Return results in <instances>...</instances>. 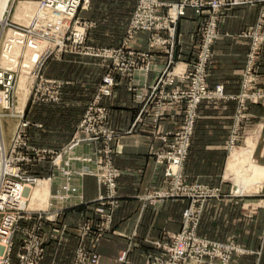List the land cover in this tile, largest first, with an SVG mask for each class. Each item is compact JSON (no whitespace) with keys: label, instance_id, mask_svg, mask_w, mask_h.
<instances>
[{"label":"crops","instance_id":"0c3cea01","mask_svg":"<svg viewBox=\"0 0 264 264\" xmlns=\"http://www.w3.org/2000/svg\"><path fill=\"white\" fill-rule=\"evenodd\" d=\"M112 1L105 0L103 4H98V0H94L90 9L80 12V16L98 22L88 29L87 43L93 44V47H118L126 36L136 0H128V11H122V14H126V20L121 24H118L117 18L124 7L121 5L123 0H117V3ZM163 1L176 3L180 0ZM262 1L227 8L221 14L217 25L218 36L213 45V60L208 70V85L215 87L222 84L227 96H238L243 90L245 54L251 40L242 32L258 23L264 8ZM54 12L48 14L54 18L52 22H57L60 16L64 17ZM205 12L198 15L188 8L186 16L178 23L175 46L177 72L192 69L195 65L207 17ZM147 36V32H138L134 39L129 40L127 47L147 51L148 63L157 67L166 65L169 61L166 49H150ZM103 61L105 59L100 57L81 54H65L62 58L52 57L47 61L48 75L57 76L69 84L61 93V102L48 104L45 116L48 114L51 118H39L42 127H71L75 134L87 102L95 95L106 74ZM258 68L257 81L264 86L262 56ZM156 77L157 72L153 70L145 78L141 77L144 84L141 87V102L135 99L132 76H118V84L112 94L102 101L109 111V126L119 133L118 139L112 143L115 152L111 158L114 166L122 171L117 180L120 207L113 215L112 229L105 236L90 233L84 240L88 247L100 253L102 264H142L148 255L159 254L161 251L153 242L171 240L170 236L182 228L184 210L191 205L198 207L187 198L160 197L163 199L155 203L140 199L148 191L167 186L165 165L156 158V153L165 147L160 135L180 128L185 109L182 100L161 101L160 105L145 103V94H149ZM184 84L183 80L177 78L168 90L181 89ZM239 105L235 99L204 100L200 103L189 153L182 168V173L188 175L189 180H200L228 191L229 185L224 182L228 174L231 139L235 137L232 134L235 126L233 117L236 111H240ZM250 110L253 119L249 121L252 123L244 120L242 124H245L240 125L242 131L256 128L259 118L264 116L262 105H251ZM158 112L160 115L155 118ZM71 117V124H68ZM36 130L39 129L30 128L31 133ZM47 166L42 175H51L49 163ZM52 186L54 192L56 186ZM104 191L96 177L86 176L83 182L84 203L61 213L55 222L45 221L46 255L43 264H72L80 241L77 235L79 226L91 219L95 221L94 200ZM261 195L228 194L221 199L207 200L197 233L209 239L234 241L242 247L245 253L237 254L234 264H264V207L261 203L264 199L260 198ZM31 222L22 221L21 224L25 226ZM123 251H128L125 262L119 261Z\"/></svg>","mask_w":264,"mask_h":264},{"label":"built area","instance_id":"2783aa9c","mask_svg":"<svg viewBox=\"0 0 264 264\" xmlns=\"http://www.w3.org/2000/svg\"><path fill=\"white\" fill-rule=\"evenodd\" d=\"M17 1L19 0H10L6 7V26H3V22H0L1 37L4 29L9 27L15 33L25 34L26 39L31 36L34 39H37L36 36H45L47 39H53L55 36L52 33L43 31L38 25L39 18L44 20L48 17L50 11H55L64 15L69 21L76 17L78 19L77 13L83 3L88 2V0H37L40 11L32 23L26 26L10 19L13 7ZM146 1H140L139 11L143 6V2ZM235 1L240 3L245 0ZM224 5H227L226 0H182L171 5L170 10L173 15L170 16L174 18L173 21L175 22L178 15L184 14L185 9L189 6L196 7L197 11H199L206 6L216 10ZM139 11L136 12V16H139ZM137 23V19L132 20L128 29L130 34L134 31ZM142 27L145 29L151 28ZM214 28L215 24L212 22L206 28L204 52L199 62H197L195 71H193L192 83L188 90L165 92V85L172 84L174 76L172 72L163 67V70L157 72V79L151 86L149 94H145L147 97L146 103L155 100V97L158 96L157 103L159 105L162 100H167V98H188L186 115L181 130L175 131L173 134L163 133L160 135L165 147L156 153V158L159 163L166 164L165 174L169 180H173L171 188H167L157 194L160 197L175 196L183 189L181 185L182 168L189 153L200 102L204 99L225 96L223 85L210 88L204 74L210 44L215 37ZM85 37V27L77 25L73 26L69 35L62 37V40L57 42L61 44V48L70 44L74 45L75 48H92L84 45ZM157 40L160 41V38ZM30 45L32 44L30 43ZM44 51H41L34 59L33 72H35L37 65L42 64V62L44 64ZM106 52H108L112 61L111 69L103 77V82L100 84L95 99L86 108L79 127L68 144L55 151L49 148H39L31 144L29 142L30 128L32 126L41 127L42 124L33 123L25 116L24 111L16 115L17 117L19 116V121L15 134L8 145L5 143L0 130V264H41V258L45 253L43 240L36 227H22L21 222L31 221L33 214L42 215L43 213H46L45 219L55 221L69 207L83 204L85 201L83 182L86 175L95 176L98 183L105 187L106 192L101 193L95 199L96 213L106 216L109 223L112 222L113 208L119 204L116 191L117 180L122 174V171L114 166L111 158L112 153L115 152L112 143L118 138L119 133L109 126V111L101 101L103 97L112 94L113 88L118 84V76L127 75V71H130L129 74L133 73L137 76L136 97L137 100L142 101L143 93L140 87L144 84H142L141 77L145 78L152 67L148 65L139 66V60L129 51L124 54L122 49L110 48ZM120 55L126 62L122 61ZM134 71H137V73H134ZM17 73V68L0 69V119L2 116L11 115L8 110L14 102ZM58 96H52L50 100L57 101ZM158 115H160L159 112L156 114V118ZM235 139V137H232L231 146L235 145ZM37 162L42 165L49 163L51 175L47 176L35 172L32 167ZM45 178L56 186V190L50 197L49 206L46 210L29 209L25 198L27 189L37 185L39 181ZM194 188L196 186L190 188L187 193H182L190 197L191 203L197 204L198 207L191 205L184 210V227L175 235L173 243L168 246V257L165 259L155 257L146 261L145 264H189L190 261H193L194 264H212V258L207 257L208 260H203V257L212 255L213 250L222 252V249H230V246H232L216 244L197 234L200 218L199 209L202 206L199 207L201 203L197 201L198 196ZM170 191L173 193H170ZM19 229L24 231L25 236L21 249L15 253L14 239ZM100 257L99 254L90 251L81 242L76 250L75 264H101L99 262ZM223 259V262H225L227 258Z\"/></svg>","mask_w":264,"mask_h":264},{"label":"rangeland","instance_id":"374dc122","mask_svg":"<svg viewBox=\"0 0 264 264\" xmlns=\"http://www.w3.org/2000/svg\"><path fill=\"white\" fill-rule=\"evenodd\" d=\"M140 1H142V0H136V2H135V7L133 10L132 16L130 18V21L128 23L127 33H126V36H125L122 44L119 45L118 47H114V48L122 49L124 54L126 53V51L132 52L134 54V57L139 60V66H142V67H144L146 65L151 66L152 67L151 70L156 71V72H159V71L163 70L164 68L169 70L170 72H172L173 76H174V82L172 84L165 85V92H168V93L173 92V91L182 92V91H186L190 88L191 83H192L193 74H194L193 71H195V67L197 65V62H199V59H201L202 54L204 52L205 31H206V28L209 26V24L212 22L213 24H215V28H214L215 29L214 30L215 37L213 38V41L210 44V48L208 51V58L206 61V66H205V71H204L205 79L208 83V76H209L208 70H209V65L212 63V60H213V55H214L213 54V45H214V43L217 39V36H218L217 25L220 21L222 12L227 8H231V7H235V6H242V5H252L256 2V0H254V1L253 0H245V1H242L240 3H236L235 0H226L227 5H224V6L218 8L216 10H213L209 6H206L204 8H201L199 11H197L196 7L189 6L185 9V13L182 15H178L177 20L174 22L173 21L174 18H171V16H170V15H173L172 11L170 10L171 5L174 4L173 2L168 3L167 1H163V0H147L146 2H143V6H142L141 10L139 11ZM180 1H182V0H180ZM104 2H105V0H98V4H100V3L103 4ZM112 2L117 3L118 1L113 0ZM93 3H94V0H88V2L83 3V6L81 7L79 12L77 13L78 19L76 17L71 21L67 20L65 17L60 16V14H58L60 17H59V19H57L58 20L57 22H52V20H54V18H50V16H48L44 20L39 18V20H38L39 24L38 25L43 29V31L52 33L56 38L53 37V39H49V38L45 39V36H36L35 35L39 40H41L43 38H44V40H47L48 44L46 43L47 46H46V44L39 46V50H46V51H44V54H45L44 64L42 62V64H39V66L37 65L36 71L33 72L34 77L32 80L29 81L30 82V92H29L28 97H27L26 106L23 110L25 112V116L28 119H30L33 123L42 124L41 121H39V118L44 120L46 117H48V114H47V116H45V112L48 111V109H47L48 104L56 103L58 101L61 102L60 101V99H61L60 93H62L64 87L69 84L68 81L60 79L57 76L48 75V72H49L48 69L49 68L48 67L46 68V64L50 58H52V57L62 58L65 54H71V55L81 54V55H86L89 57H100V58L105 59V61H103V70H104V68L105 69L107 68L106 73H108L110 71L112 61H111V58L109 57L108 52H106V50L110 49V47L96 48V47H93L94 46L93 44L90 45V43H87V37H88L87 34H89L88 29L90 30L91 28H93L94 27L93 25H95V23L98 24V22L94 21V19H92V18H88L87 16H85V18H84L83 14H82L83 16H80V12L83 10L86 11V10L90 9L92 7ZM121 5H124V7L120 11L119 16L117 18L118 22H119L118 24H121L122 22H125V20H126V14H122V11H124V13H125V11H128L126 8L129 7V1L123 0ZM98 6H100V5H98ZM188 8L193 9V11L198 15H202L205 11H207V12H205V13H207V17H206L204 24H203L202 42H201L200 47H199V52L196 56L194 67L192 69L187 68V69H184L182 71L177 72L175 70V67H176V64H175L176 63V59H175L176 48H175V46H176L177 26H178L180 19L182 17L186 16V12H187ZM137 11L140 12L139 16H136ZM54 13H56V12H54ZM99 17H101L100 14H99ZM136 19H137L138 23L136 24V27L134 28V31L132 32V34H130L129 30H128L129 25L131 24L132 20H136ZM28 20H29V18H28ZM77 25L85 27V36L86 37H85L84 45L85 46H91L92 48H88V47L75 48L74 45H71V44L69 46H63L61 48V44L57 41L62 40V37H66L67 35H69L70 32L72 31L73 26L75 27ZM142 26L151 27V28L145 29ZM173 28H174V30H172ZM140 31H144V32L148 33L147 39H148V45H149L150 49H164V50L166 49V52L168 53V58H169V61L166 65L157 67L156 64L148 63L146 61V56L148 54L147 51H139L136 49H129L127 47V45H129V42L131 41V39H134L136 37V34ZM95 34H98V33H95ZM242 34H243V36H246V37L250 38V40H251L250 47L248 48L247 53L245 54L246 55V63H245L246 69H245L244 74H243V80H242V86H241V89H243V90H241L242 92L240 91L241 93L238 96H227L225 94V96L221 97V98L214 97L211 99H204V100L235 99L239 102V104H240L239 106H241L240 111L239 110L236 111L234 113V117H233V122L235 123V126L233 128L232 134H233V136H235L236 139L234 140L235 145L230 146V157H229L230 166H229V170H227L228 174L225 175L226 181L224 182L225 184L229 185V188L227 187L228 191H224L223 188H221L220 186L211 185L209 183H205V182H202L200 180H189L188 175L182 173L181 185H182L183 189L181 190V192L177 193L179 195L176 194L175 196L163 197L165 199L187 198V199H190V201H191V198L186 196V194L182 193V192L187 193L190 188H193L196 186V188H194V189L196 190V194L198 196L197 201L199 203H201V204H199V207L202 206V208L199 209L200 210L199 211L200 212L199 213L200 218H199V224L197 226V230H198V227L200 225V221H201V217L203 214L205 202L209 199H221V198L226 197L228 194L247 195V194H253V193L262 194L260 198L264 199V172L259 174L260 176L256 177V179H255L256 181H260V183H257L255 185H251L250 187H247V189L244 191V193H239L238 191H236V188H235L236 187L235 181L237 184H238V181H237V173L234 171H240L241 167L243 168L244 165L237 166V168H236V164H235V167L233 170V165L230 162V161H232L231 157H232V155L236 149L246 148L248 150H252V152L248 155V161L252 164H256V165L262 166L264 168V116L259 118L260 121H258L256 128H254L251 131L249 130L250 132L249 131H242V129L240 127V125L242 124V122L244 120L247 119L246 121L248 122L249 120L253 119V113L250 110L251 105H262V107H264V86L259 85V82L257 81V74H258L257 72L259 69L258 67H259L260 59H261V56L264 57V49H263V46H264V8H263V12H262L261 16L259 17L258 23L256 25L248 26L246 28V30L244 32H242ZM158 38H160V41L157 40ZM0 39H1V31H0ZM162 40H163V42H161ZM0 42H1V40H0ZM111 48H113V47H111ZM95 52H97L99 54L97 55ZM34 53L36 54L37 52H34ZM120 58L122 59L123 62H126V60L122 57V55H120ZM20 66H21V62L17 68V71H18L17 81L20 79V76H21ZM166 67H168V68H166ZM57 69H58V67H57ZM129 73H130V71H127V75H124V76H132L133 80L135 81L137 76L134 75L133 73H131V74H129ZM134 73H137V71H134ZM177 78H180L181 80L184 81V83H185L184 87H182L181 89L168 90V87L172 86L175 83ZM156 79H157V77H156ZM137 80L133 83L135 85L134 88L137 87V82H138ZM24 81H25V79L23 81L19 80V82H21V84H22L21 87L23 86ZM102 82L103 81H101V83ZM219 85H222V84H219ZM143 86L144 85H142L141 87H143ZM99 87H100V85H99ZM99 87L97 88V92L95 93V95H93V97L87 102L86 108L95 99V96L98 93ZM215 87H210V88H215ZM17 90L18 89L15 90L14 102L16 101L17 97L20 96V94H19L20 91L18 90V92H17ZM17 94H18V96H17ZM52 96H58L57 101L50 100V99H52ZM105 97H107V96H105ZM105 97H103V98H105ZM158 98L159 97L156 96L155 100H153L151 102H155L158 105V103H157ZM135 99L137 100V97H135ZM146 99H147V97H146ZM142 100H143V98H142ZM167 100L168 101H181L182 100L185 102L183 121H182L180 128L176 130V132H178L181 130L182 125L184 123L188 98H186V97L185 98H179V99L167 98ZM167 100H162V101H167ZM204 100H202L201 102H203ZM19 101H20V97H19ZM102 101H103V99H102ZM102 101H101V103H102ZM137 101L141 102V100H137ZM151 102H149V103H151ZM12 106H14V103ZM16 111L21 112V107H18V109H16ZM20 112H15V113H20ZM262 113L261 114L264 115V112H262ZM198 115H199V106H198ZM9 116L10 115H7L5 118L7 119ZM9 118H11V123H12L10 125L9 129L11 131H13V133H14V130L16 129V126L18 123V117L16 115L11 114V116ZM50 118L51 117H48L47 119H50ZM72 118L73 117L69 118L70 121L68 122V124H71ZM155 118H156V114H155ZM81 120H82V118L80 119L79 124H80ZM248 123H252V122L249 121ZM79 124H78V127H79ZM195 124H196V122H195ZM244 124H242V125H244ZM32 127H35V126H32ZM37 129H39V130H36L35 132H32V133L29 130V134H30L29 135V142L31 144H33L34 146L39 147V148H43V149L49 148V149H52L54 151L59 150L64 145L68 144L70 142V140L72 139V137L74 136V131H73V128H71V127H64V126L62 127V126H55V125H52L49 127V125H47V127L41 126V127H37ZM194 129H195V127H194ZM13 133L11 135V138L13 136ZM167 133L173 134V131H168ZM118 137H119V134H118ZM11 138H9V139L7 138L6 140L4 139L5 143L7 145L10 143ZM249 139L251 141L248 142ZM231 142H232V139H231ZM186 159H187V157H186ZM186 159H185V161H186ZM185 161H184V163H185ZM184 163H183V165H184ZM160 164H164L165 168H166L165 163H160ZM44 165L40 164V162H37L32 168H34L35 172H39L42 174L45 172V169L48 167L47 163ZM165 173H166V170H164V175H165V178L168 182L167 186L164 189H154V190L148 191L147 193L142 194L140 196L141 200H144V201H147L150 203H155L157 200L163 199V198H160V196H157V194L160 192H163V190H165L167 188H171L172 187L171 184L173 182L172 179H170V180L168 179V176H166ZM88 176H90V175H88ZM242 177L247 178V176H244V175L241 176V179H242ZM44 180H48V179H44ZM251 184H254V183L252 182ZM33 186H35V185H33ZM117 187H118V182H117ZM30 191H31V188L27 189V193L25 195V197H27V199L30 196ZM116 191H117V188H116ZM105 192H106V189L103 193H105ZM52 193H53V186L51 184V193L49 192V201H51L50 197H51ZM170 193H173V192L170 191ZM117 195H118V193H117ZM118 198H119V195H118ZM119 202H120V198H119ZM261 203L264 207V200L261 201ZM94 205H95L94 211L97 212L95 200H94ZM119 207H120V203L118 204L117 207L113 208V210H114L113 215ZM71 208H73V207H69L68 209H71ZM46 209L47 208H44V210H46ZM33 210H38V209H33ZM45 216H46V213H43L42 215L41 214H33L32 220H31L32 224L25 225V226L22 225V227H32V226L36 227L40 237L43 240V246L45 248V253H44L43 257L41 258V264H43V260H44L45 255H46V240L44 237V234H45L44 233V228H45L44 224H45V221H49V220L45 219ZM96 217L97 218L95 219L94 222H92L93 219H91L89 221H86V223H84L80 226L78 225L79 226V233H77V232L76 233L80 239L79 244L82 242L86 248L90 249V251L96 252L97 254L100 255V253L97 250L92 249L91 247H88L85 244L84 240L87 238V236L90 233H93V234L96 233V234H100V235H104V236L109 234V230L112 229L113 217H112L111 223H109L108 218L106 216H102V215L96 213ZM55 221H49V222H55ZM183 227H184V212H183L182 228L178 232H176L170 236L171 240L154 241L153 244L157 248H159L161 252L159 254L148 255L142 264H145L146 261L152 260L155 257L161 258V259L167 258L168 257V252H167L168 246L173 243L175 235L177 233H179L183 229ZM115 232H117V231H115ZM117 234L119 235V233H117ZM24 236H25V233L22 229H19V231L16 232V236L14 239L15 240V253L18 252L19 249H21ZM199 236L202 238H205V239H209V238L203 237L201 235H199ZM209 240L215 242L216 244H220V245L224 244V246L232 245V246H230V249L229 248L228 249H222V252H218L217 250H213L212 255H207L206 257H203V260H208L207 257L212 258V261H213L212 264H223V263L224 264H226V263L227 264H234L235 256L237 254H244L245 253L243 248L240 247L234 241L224 242V241H220V240H216V239H209ZM127 252L128 251H123L121 253V255L119 256V261H122V262L126 261ZM75 254H76V251H75ZM224 254L226 255L225 257L227 258L225 262H223L224 261L223 258H225ZM100 259H101V257H100ZM100 259H99V262L102 264V261ZM75 263H76V259H75V255H74V259L72 260V264H75ZM189 264H194V262L190 261Z\"/></svg>","mask_w":264,"mask_h":264},{"label":"bare ground","instance_id":"6f19581e","mask_svg":"<svg viewBox=\"0 0 264 264\" xmlns=\"http://www.w3.org/2000/svg\"><path fill=\"white\" fill-rule=\"evenodd\" d=\"M10 0H0V22H3V26H6V16L5 10L8 6ZM40 11L39 3L36 0H19L15 3L13 7V12L10 16V19L14 22L20 23L22 25H30L33 19L38 15ZM29 18V20H28ZM46 39V38H45ZM30 43L32 45H30ZM48 44L47 40L41 39L39 40L34 39L33 36L26 39V35L23 33H15L12 28L6 27L3 32V36L1 37L0 42V69L5 68H18L21 61V76L20 81L23 82V86L21 87V82L19 80L16 83L15 90L18 89L20 92V96L17 94V99L8 112L12 115H17L15 112L18 107H21V112L24 110L26 106V101L28 94L30 92V80L33 79V66H34V59L37 55L44 50H39V46ZM46 44V46H47ZM45 46V47H46ZM30 50V51H29ZM46 51V50H45ZM34 52H37L36 54ZM34 53V54H33ZM47 54V53H46ZM39 66V65H38ZM36 71V70H35ZM22 88V89H21ZM17 90V92H18ZM15 96V91H14ZM20 97V101H19ZM20 112V113H21ZM11 116V115H10ZM9 116V117H10ZM6 116H2L0 119V130L2 132L3 138L6 140L7 138H11L13 131H11L10 125L11 118H5ZM19 121V116H18ZM7 128V129H6ZM16 129L14 130L13 136L15 134ZM12 136V137H13ZM251 139V138H250ZM248 140L251 141V140ZM4 140V141H5ZM252 152V150L244 149H236L233 153L231 159V164L233 165V170L236 164L237 166L244 165L243 168L241 167L240 171H234L237 173V181H235V188L236 191L239 193H244L247 187L251 185H255L260 183V181H256V177L260 176L259 174L264 172V168L262 166L252 164L248 161V155ZM230 164L228 163V170ZM231 168V167H230ZM239 168V167H238ZM247 176V178L241 179V176ZM47 179V178H45ZM253 179V180H252ZM252 180V181H251ZM251 181V182H250ZM242 182V183H241ZM254 184H251V183ZM31 194L26 198V205L29 209H43L47 208L49 205V192L51 193V182L48 180L42 179L39 183L35 186L31 187Z\"/></svg>","mask_w":264,"mask_h":264}]
</instances>
